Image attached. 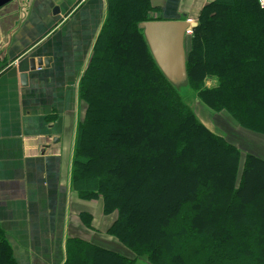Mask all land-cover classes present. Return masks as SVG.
<instances>
[{
	"label": "trees",
	"instance_id": "16d2710c",
	"mask_svg": "<svg viewBox=\"0 0 264 264\" xmlns=\"http://www.w3.org/2000/svg\"><path fill=\"white\" fill-rule=\"evenodd\" d=\"M106 1L79 82L71 182L116 213L107 231L135 256L69 237L62 264H264V158L209 128L165 77L139 27L168 19L151 0ZM197 19L187 87L264 138V9L213 0ZM0 264H17L1 228Z\"/></svg>",
	"mask_w": 264,
	"mask_h": 264
},
{
	"label": "crops",
	"instance_id": "0c3cea01",
	"mask_svg": "<svg viewBox=\"0 0 264 264\" xmlns=\"http://www.w3.org/2000/svg\"><path fill=\"white\" fill-rule=\"evenodd\" d=\"M211 1L151 3L155 16L197 19ZM106 2L12 0L0 8V228L17 264H62L69 237L116 244L107 231L116 216L105 214L101 198H81L71 182L87 105L79 82ZM34 57H51L50 65L31 70Z\"/></svg>",
	"mask_w": 264,
	"mask_h": 264
},
{
	"label": "water",
	"instance_id": "95a60500",
	"mask_svg": "<svg viewBox=\"0 0 264 264\" xmlns=\"http://www.w3.org/2000/svg\"><path fill=\"white\" fill-rule=\"evenodd\" d=\"M12 0H0V8ZM197 26V23L186 19L149 20L139 24L143 29L151 53L165 77L175 86L188 83L187 72V31ZM51 57L31 59V70L38 66H49ZM22 83L27 84L28 74L21 75Z\"/></svg>",
	"mask_w": 264,
	"mask_h": 264
},
{
	"label": "rangeland",
	"instance_id": "374dc122",
	"mask_svg": "<svg viewBox=\"0 0 264 264\" xmlns=\"http://www.w3.org/2000/svg\"><path fill=\"white\" fill-rule=\"evenodd\" d=\"M191 36L187 38V50L190 43ZM209 81V80H208ZM207 82V81H206ZM215 84V80H210L209 86ZM181 94L187 99V101L192 105L195 113L209 128H211L216 133L223 135L228 141L238 145L242 150L243 155L247 152L256 154L259 157L264 158V138H259L252 133L244 131L237 124L235 119L226 111H214L207 105H205L196 94L191 92L187 85H181L178 87ZM87 111V105H86ZM86 115V112H85ZM85 117V116H84ZM116 216V213L112 214ZM112 236L116 244H109L110 249L119 251L130 257H134L130 249L123 245L116 237ZM139 264H150L145 256L138 257Z\"/></svg>",
	"mask_w": 264,
	"mask_h": 264
},
{
	"label": "built area",
	"instance_id": "2783aa9c",
	"mask_svg": "<svg viewBox=\"0 0 264 264\" xmlns=\"http://www.w3.org/2000/svg\"><path fill=\"white\" fill-rule=\"evenodd\" d=\"M258 3H259L260 8L264 9V0H258ZM190 20H192V19H190ZM192 32H193L192 29L188 30L189 35H191Z\"/></svg>",
	"mask_w": 264,
	"mask_h": 264
}]
</instances>
